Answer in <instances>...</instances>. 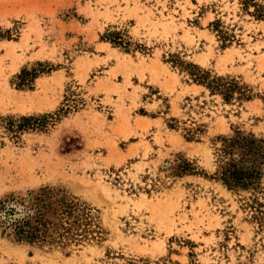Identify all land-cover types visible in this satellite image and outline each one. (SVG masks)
<instances>
[{
  "label": "rangeland",
  "instance_id": "1",
  "mask_svg": "<svg viewBox=\"0 0 264 264\" xmlns=\"http://www.w3.org/2000/svg\"><path fill=\"white\" fill-rule=\"evenodd\" d=\"M237 130L264 136V0H0V264H264V178L215 177ZM43 187L79 239L15 240Z\"/></svg>",
  "mask_w": 264,
  "mask_h": 264
},
{
  "label": "trees",
  "instance_id": "2",
  "mask_svg": "<svg viewBox=\"0 0 264 264\" xmlns=\"http://www.w3.org/2000/svg\"><path fill=\"white\" fill-rule=\"evenodd\" d=\"M207 75L208 73L197 75V80H206ZM210 86L227 94L240 89L237 84L224 82L222 79L211 81ZM31 119L32 117H24L23 121ZM195 134L190 130L188 138L194 140ZM215 159V177L228 189L248 191L262 186L264 136L237 130L234 135L222 138V147L216 149ZM178 167L181 172L196 170L186 160H182ZM11 212L15 219L7 227L14 230L15 240L43 244L79 239L85 233L82 226H90L92 217L90 207L73 198L67 191L54 187H43L16 199L15 210L12 208Z\"/></svg>",
  "mask_w": 264,
  "mask_h": 264
}]
</instances>
